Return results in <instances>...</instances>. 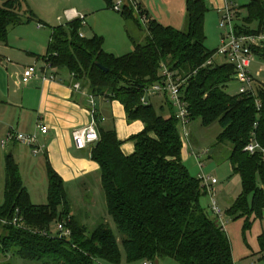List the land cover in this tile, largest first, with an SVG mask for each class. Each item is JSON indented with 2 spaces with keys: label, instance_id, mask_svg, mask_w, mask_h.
Instances as JSON below:
<instances>
[{
  "label": "trees",
  "instance_id": "16d2710c",
  "mask_svg": "<svg viewBox=\"0 0 264 264\" xmlns=\"http://www.w3.org/2000/svg\"><path fill=\"white\" fill-rule=\"evenodd\" d=\"M24 2L3 0L0 42H8L11 27L35 18L30 8L23 11ZM242 9L245 14L236 12V33L263 32L264 0H251ZM208 11L205 0H187L184 31L149 20L145 43L123 56L106 52L102 36L82 37L79 18L52 29L43 59L53 74L66 71L92 95L119 100L128 121L140 119L145 128L132 136L135 152L130 156L123 153L113 126H98L101 139L92 145L91 158L100 165L107 211L118 234L105 219L92 225L73 214L64 180L49 163L48 202L34 204L18 164L7 155L0 253L39 264H122L124 258L127 264H159L161 258L181 264H234L228 235L201 205L205 193L201 181L184 165V143L169 98L165 101L171 112L141 102L146 89L163 80V68L186 80L183 96L190 121L201 119L205 127L218 123V141L232 144L230 161L241 177L242 192L227 213L244 216L245 230L263 219L264 157L245 148L253 140L264 148V84L257 87L256 96L230 95L225 89L234 77V66L225 62L204 66L216 53L205 46ZM123 15L139 22L132 9ZM254 52L264 59V46ZM59 223L72 230L70 238L52 235L53 224ZM258 241L264 260V230Z\"/></svg>",
  "mask_w": 264,
  "mask_h": 264
},
{
  "label": "crops",
  "instance_id": "0c3cea01",
  "mask_svg": "<svg viewBox=\"0 0 264 264\" xmlns=\"http://www.w3.org/2000/svg\"><path fill=\"white\" fill-rule=\"evenodd\" d=\"M28 1L30 6H27L31 7L33 12L37 16H42L43 19L46 18L47 13L53 12L57 16L56 19L65 24L71 21L64 17L65 11L73 10L84 15L85 23L83 27L90 26L93 33V35L89 36L82 27L81 34L86 38L97 35L94 33L98 29L99 18L97 15L100 12L108 11L115 4L113 0ZM138 1V6L150 21L156 20L163 24L160 21L162 19H160L161 15L159 14L166 13L170 14V18L167 21L170 22L168 26L183 30L187 24V0H160L162 7L157 6L158 9H156L153 0ZM250 1L205 0V3L209 10L208 12L212 11L220 19L225 12L226 4L235 3L236 12L239 11L245 14V9L239 10V8ZM25 7L24 4L23 11L28 10H25ZM132 7V3L126 0V11L133 9ZM160 7L161 11H158ZM154 12L155 15L153 14ZM60 17L62 18L59 19ZM137 19L139 20V18ZM39 21L42 22L41 19ZM28 23L30 22L17 26H23ZM42 26L43 24L39 23L37 27L42 29ZM92 33L90 32L89 34ZM130 38L132 45L126 49L129 50V53L135 49L136 44H143L137 43L132 37ZM6 44H9V39ZM104 49H106V52L109 50L105 46ZM27 53L36 60H42L44 56H42L43 53L39 55L34 51H28ZM4 58V56H0V69L2 71L0 74V148L5 150L7 155H12L18 164L23 184L28 190L32 202L36 205H43L48 202L49 163L64 180L70 198L75 200V202H72L73 214L84 223L94 225L99 220L105 219L111 224L106 198L103 194L100 165L91 158L92 146H88L85 149L76 147L72 131L74 128H83L89 125L94 119L99 127L110 128L113 126L118 139L122 141L121 149L123 153L130 156L135 152V143L131 138L144 130V123L140 119L128 121L125 107L119 100L92 95L88 86L80 82L81 88H75L76 82L73 76L66 71H58L55 75L56 80L45 81L41 78H33L28 83H24L22 81L23 73L26 68L30 67L26 66L24 71L22 70L21 73H18L17 81H13L6 74L4 67H2L5 65ZM8 63L12 62L8 59ZM6 69L8 70V67ZM53 72V70H49L48 74H53ZM164 99L166 98L164 97ZM148 100L150 104H153L150 98ZM41 125L48 126L49 131L47 134H42L39 130ZM12 131L23 134L36 133L38 135L37 145L40 147L39 152L35 153L29 145L15 140H10L5 146H2L1 141L6 139ZM185 146L187 145H184L182 156L187 150ZM6 154H0V204L4 201ZM30 184H32V189L29 188ZM38 186L45 188L46 191L40 192L39 195ZM34 189L35 193L32 191ZM83 190L90 191V194L85 199L82 197ZM34 194L38 200H41L37 202L41 203L34 201ZM43 199L46 200V203H43Z\"/></svg>",
  "mask_w": 264,
  "mask_h": 264
},
{
  "label": "rangeland",
  "instance_id": "374dc122",
  "mask_svg": "<svg viewBox=\"0 0 264 264\" xmlns=\"http://www.w3.org/2000/svg\"><path fill=\"white\" fill-rule=\"evenodd\" d=\"M134 0H131V3ZM136 1V0H135ZM145 1V0H144ZM156 9L157 6H161L160 0H153ZM114 3L118 0H113ZM139 2L138 0L136 1ZM25 10L29 9L27 5L30 6L29 1L24 2ZM242 4V3H240ZM3 5V0H0V6ZM243 5V4H242ZM23 7V6H22ZM162 7V6H161ZM161 7L158 11H161ZM134 15L138 18L139 14L134 8ZM32 10V8L30 7ZM125 4L122 6V10L117 12L114 8H110L108 11L100 12L98 16L99 23L96 30L97 35L104 38V46L109 49L107 52L114 54L115 56H123L129 53L126 50L132 45V40L130 37L135 39L137 43H145L147 38L146 25L149 22L143 23L139 21L138 23L131 18H126L123 14L125 13ZM23 12V11H22ZM25 12V11H24ZM33 12V10H32ZM106 12H108L106 14ZM110 12V13H109ZM36 14L35 12H33ZM161 13V12H160ZM155 15V12L153 13ZM39 15V14H38ZM161 15L160 20L163 24L169 25L167 22L170 18V14H159ZM174 15V14H172ZM28 16V14L26 15ZM57 16L53 12L47 13L46 18L42 16L35 15V18L30 21V23L23 26H14L10 28L9 32V44L0 43V56H4V70L6 74L13 81H17L18 73H21L26 66H33L36 70L41 73L42 68H44V60H36L33 56H30L27 52L34 51L37 54L45 55L47 53L49 39L51 37L52 29L56 26L63 25V22H59ZM220 19L218 15L208 12L205 19V46L210 51H216L221 46L222 37L225 34V29L220 26ZM42 20L40 22L39 20ZM140 20V19H139ZM42 23V29H38V24ZM236 23V21H235ZM84 28V29H83ZM82 29L87 32L89 36L93 35L91 27L86 26ZM180 29V28H179ZM187 29V24L184 26L183 31ZM92 34H89V33ZM106 50V49H105ZM215 65H221L224 61L223 57L215 56ZM8 59L12 63H8ZM1 67V66H0ZM8 67V70L6 69ZM251 72L259 81L260 84H264V59L260 56H256L255 61L252 64ZM2 73L0 69V74ZM226 92L230 95H236L239 92V83L233 77L232 81L226 86ZM20 93V91H19ZM147 97L151 99L153 105L159 110L161 105L164 104L166 111H170L168 104L166 103L162 94L153 95L150 91L147 92ZM167 105V106H166ZM177 110V108H174ZM171 112V111H170ZM189 130V145L187 150L183 155L184 165L189 170L190 174L201 181L202 176L216 178L218 183L213 187V191H210L208 187L205 186L204 182H201L204 188V194L201 197V205L211 218L216 220L212 210H211V197L215 195L220 207L223 209L224 218L226 221L225 232L228 235L231 245L234 264H264L262 259L259 246L258 237L264 230V217L263 219H257L252 228L249 230L244 229L245 217L244 216H234L229 215L227 210L232 206L236 198L242 192V181L238 174L233 172L232 164L230 161V154L232 151V144L230 142L220 143L218 141V136L221 132V127L218 123H214L208 127H205L201 119H195L190 121L188 124ZM7 153V152H6ZM5 150L0 148V154H6ZM7 155V154H6ZM5 155V159H6ZM32 184L29 185V188ZM4 189V187H2ZM35 193V189L32 190ZM39 195L40 192H45V188L38 186ZM84 199L90 194V191H82ZM104 194V191H103ZM71 202H75L74 198H70ZM34 201H41L35 197ZM43 203H46V200ZM41 203V202H37ZM75 205V204H74ZM110 216V215H109ZM254 216L250 218L253 220ZM111 218V226L116 231V225ZM53 233L57 231V225L52 226ZM121 241L122 237L118 235ZM0 264H39L35 261H30L23 259L18 256L9 255L6 256L0 253ZM103 264V263H102ZM122 264H127L125 258ZM159 264H181L180 262L172 258H161L159 259Z\"/></svg>",
  "mask_w": 264,
  "mask_h": 264
},
{
  "label": "built area",
  "instance_id": "2783aa9c",
  "mask_svg": "<svg viewBox=\"0 0 264 264\" xmlns=\"http://www.w3.org/2000/svg\"><path fill=\"white\" fill-rule=\"evenodd\" d=\"M131 2V0H128ZM123 4H126V0H118L113 5L114 10L120 12L122 10ZM132 5L138 12V18L140 21L145 23L147 18L143 15L141 8L138 6V3L134 0ZM236 4L230 2L225 6V12L221 18L220 26L225 29V34L222 37L221 46L216 50L215 55L210 58L205 65L215 64V56H220L224 58L223 63H228L234 66L235 73L234 78L239 83V92L238 94H251L256 96L257 87L260 85L259 81L251 72V67L255 61L256 54L254 52L255 48H261L264 46V31L259 34H249V35H238L235 30V19H236ZM64 17L69 20H74V18H79L85 23V16L79 13L74 12L73 10L65 11ZM60 17L59 19H61ZM83 37V34L80 33ZM51 69L50 64L45 62V67L39 73L36 68L30 66L25 69L22 77L24 83H28L33 78H41L45 81L47 80H56L54 74H48V71ZM161 75L163 80L159 83L154 84L150 88L146 89L144 97L141 99L142 104L150 105V101L147 97V92H151L153 95L162 94L164 97H168L171 104L175 110L176 118L179 121V130L181 139L184 145H188L189 141V130L188 124L190 123L188 105L184 100L183 96V87L186 84V80H180L176 78L174 73L171 72L168 68H163ZM75 88H81L79 82H76L74 85ZM257 106H261L259 99L256 100ZM47 125L39 126V130L42 134H47L48 130ZM72 137L74 139L75 145L79 149H85L88 146H92L100 141V134L98 131L97 121L94 119L92 122L83 127V128H74L72 131ZM15 140L24 144L29 145L33 148L35 153L39 152L40 147L38 143V135L34 134H23L17 132H10L6 139L1 141V145L5 146L8 141ZM249 153L261 152L264 157V148L260 145L259 142L253 140L245 148ZM201 182L205 183V186L213 191V187L218 183L216 178L202 176ZM211 210L216 217L217 223L225 230L226 221L223 214V209L220 207L215 195L211 197ZM17 222V219L14 221ZM59 235V237L70 238L72 235V230L66 227L65 224H57V231L52 233V235ZM54 235V236H55ZM143 264H158L151 261H144Z\"/></svg>",
  "mask_w": 264,
  "mask_h": 264
},
{
  "label": "water",
  "instance_id": "95a60500",
  "mask_svg": "<svg viewBox=\"0 0 264 264\" xmlns=\"http://www.w3.org/2000/svg\"><path fill=\"white\" fill-rule=\"evenodd\" d=\"M101 66V65H100ZM103 67V66H102ZM104 69H105V71H108V69L107 68H105V67H103Z\"/></svg>",
  "mask_w": 264,
  "mask_h": 264
}]
</instances>
